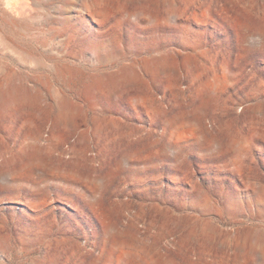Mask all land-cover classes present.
<instances>
[{"label": "rangeland", "instance_id": "obj_1", "mask_svg": "<svg viewBox=\"0 0 264 264\" xmlns=\"http://www.w3.org/2000/svg\"><path fill=\"white\" fill-rule=\"evenodd\" d=\"M262 31L264 0H0V264H264Z\"/></svg>", "mask_w": 264, "mask_h": 264}, {"label": "bare ground", "instance_id": "obj_2", "mask_svg": "<svg viewBox=\"0 0 264 264\" xmlns=\"http://www.w3.org/2000/svg\"><path fill=\"white\" fill-rule=\"evenodd\" d=\"M83 1H84V0H83ZM85 3H86V2H85ZM87 4H88V3H87ZM81 5H82V4H81ZM84 6H85V4H84ZM195 7H196V6H195ZM82 8H83V7H82ZM84 8H85V7H84ZM87 8H89V6H88ZM92 8H94V7H92ZM96 9H97V8H96ZM81 10H84V9H81ZM81 10H80V11H81ZM196 10H197V9H196ZM78 11H79V10H78ZM90 11H91V10H90ZM90 11H89V12H90ZM95 12H96V11H95ZM97 12H98V11H97ZM99 12H101V11H99ZM197 13H198V12H197ZM197 13H196V14H197ZM193 15H194V14H193ZM248 29H249V28H248ZM250 29H251V28H250ZM252 32H253V30H252ZM262 32H264V31H262ZM245 33H246V32H245ZM243 37H244V36H243ZM247 39H248L247 41H250V42L252 41L250 37H247ZM97 50H99V49H97ZM159 57H160V56H159ZM161 57H162V56H161ZM163 59H164V58H163ZM187 59H188V58H187ZM154 60H155V58H154ZM154 60H153V62H154ZM185 60H186V59H185ZM154 63H155V62H154ZM188 63H189V62H188ZM148 65H149V64H148ZM151 66H152V65H151ZM127 69H128V68H127ZM125 70H126V69H125ZM167 71H168V70H167ZM167 71H166V73H167ZM115 73H116V72H115ZM135 73H136V72H135ZM133 75H134V74H133ZM134 76H135V75H134ZM113 78H114V77H113ZM102 80H103V79H100V81H102ZM119 80H120V79H119ZM105 82H106V81H105ZM101 83H102V82H101ZM103 83H104V82H103ZM98 84H99V83H98ZM99 85H100V84H99ZM64 103H65V102H64ZM52 126H53V125H52ZM53 127H54V126H53ZM33 137H34V135H33ZM35 138H36V136H35ZM35 138H34V139H35ZM36 139H37V138H36ZM48 139H49V138H48ZM38 140H39V138H38ZM44 140H45V139H44ZM40 142H41V141H40ZM42 142H43V141H42ZM48 143H49V142H48ZM49 144H51V143H49ZM36 147H37V145H36ZM28 149H30V148H28ZM34 149H36V148L34 147ZM15 151H16V150H15ZM26 152H27V151H26ZM39 152H40V151H39ZM30 153H32V152H30ZM33 153H34V152H33ZM54 153H55V152H54ZM26 155H27V154H26ZM44 155H45V154H44ZM44 155H43V156H44ZM59 155H60V154H59ZM45 156H46V155H45ZM57 156H58V155H57ZM57 156H56V157H57ZM25 157H26V156H25ZM36 157H38V155H36ZM40 157H41V156H39V158H40ZM63 157H64V156H63ZM52 158H53V157H52ZM74 158H75V157H74ZM17 159H18V158H17ZM19 159H20V158H19ZM45 159H46V158H45ZM9 161H10V160H9ZM48 161H49V160H48ZM15 162H17V161H15ZM24 162H25V160H24ZM59 162H60V161H59ZM7 163H8V161H7ZM18 163H19V162H18ZM47 163H48V162H47ZM10 165H12V164H10ZM39 165H40V163H39ZM53 165H54V164H53ZM58 166H59V165H58ZM40 167H41V166H40ZM46 167H47V166H46ZM48 167H49V166H48ZM43 168H44V167H43ZM45 169H46V168H45ZM53 169H54V168H53ZM68 169H69V168H68ZM74 169H75V168H74ZM23 170H24V169H23ZM28 170H29V169H28ZM29 171H30V170H29ZM53 171H54V170H53ZM26 172H27V171H26ZM62 172H63V171H62ZM66 172H67V171H66ZM69 172H70V171H69ZM72 176H73V175H72ZM15 191H16V190H15ZM32 194H33V193H32ZM40 196H41V195H40ZM99 196H100V195H99ZM101 197H102V195H101ZM101 199H102V198H101ZM101 199H100V200H101ZM92 206H93V205H92ZM101 208H102V207H101ZM106 216H107V215H106ZM106 216H105V217H106ZM96 258H97V257H96Z\"/></svg>", "mask_w": 264, "mask_h": 264}]
</instances>
